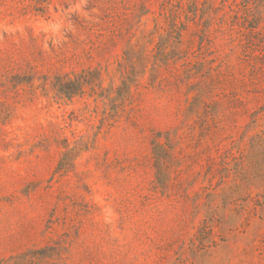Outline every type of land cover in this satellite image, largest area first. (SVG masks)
I'll return each mask as SVG.
<instances>
[{
	"label": "rangeland",
	"instance_id": "obj_1",
	"mask_svg": "<svg viewBox=\"0 0 264 264\" xmlns=\"http://www.w3.org/2000/svg\"><path fill=\"white\" fill-rule=\"evenodd\" d=\"M0 264H264V0H0Z\"/></svg>",
	"mask_w": 264,
	"mask_h": 264
}]
</instances>
